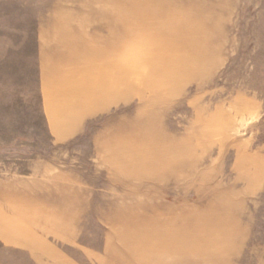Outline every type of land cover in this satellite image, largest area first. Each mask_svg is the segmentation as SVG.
Segmentation results:
<instances>
[{"label":"rangeland","instance_id":"374dc122","mask_svg":"<svg viewBox=\"0 0 264 264\" xmlns=\"http://www.w3.org/2000/svg\"><path fill=\"white\" fill-rule=\"evenodd\" d=\"M48 260L264 264V0H0V264Z\"/></svg>","mask_w":264,"mask_h":264},{"label":"crops","instance_id":"0c3cea01","mask_svg":"<svg viewBox=\"0 0 264 264\" xmlns=\"http://www.w3.org/2000/svg\"><path fill=\"white\" fill-rule=\"evenodd\" d=\"M26 252V255L30 258V261H33L35 262V260L33 259L34 257H40L39 254H37V250H33V249H27L25 250ZM62 262H65L66 260H61ZM52 260H48V261H45L44 264H51ZM66 264H74L73 262H69L66 263Z\"/></svg>","mask_w":264,"mask_h":264}]
</instances>
